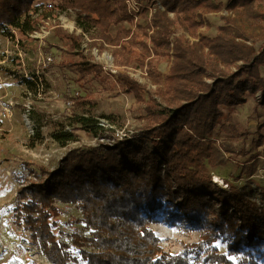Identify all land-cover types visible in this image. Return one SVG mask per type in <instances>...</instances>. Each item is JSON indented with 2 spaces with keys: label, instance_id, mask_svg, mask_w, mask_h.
<instances>
[{
  "label": "trees",
  "instance_id": "16d2710c",
  "mask_svg": "<svg viewBox=\"0 0 264 264\" xmlns=\"http://www.w3.org/2000/svg\"><path fill=\"white\" fill-rule=\"evenodd\" d=\"M126 1L0 0V35L22 47L52 12H74L81 33L60 27L51 32L62 44L58 68L72 74L80 88L93 81L103 84L113 75L94 61L91 50L109 49L116 84L143 111L142 140L122 138L70 150L51 170H29V178L16 189L14 226L50 264H259L264 259V206L234 188L221 190L209 169L224 165L223 153L232 152L216 143L217 128L230 141L244 136L225 124L229 118L223 109L241 106L257 92L264 97V5L258 0H227L226 5L220 0H154L164 10L149 16L153 0H142L148 4L135 22ZM224 7L231 14L222 16L216 33L200 32L209 27L205 17ZM122 24L127 27L117 28ZM85 34L89 44L83 48ZM40 48L49 53L59 46ZM160 60L169 62L165 73L158 70ZM127 68L146 73L155 88L131 77ZM16 80L27 92L40 91L36 74L31 80L17 74ZM85 92L80 96L77 91L69 101L76 130L55 135L62 144L72 141L77 130H101L93 118L96 105ZM100 117L115 124L113 116ZM256 133L251 148H264L262 128ZM58 204L73 205L81 214L87 234H72L76 253L58 237ZM159 221L195 229L198 240L184 243L178 254L164 251L151 228ZM218 242L225 243V253Z\"/></svg>",
  "mask_w": 264,
  "mask_h": 264
},
{
  "label": "rangeland",
  "instance_id": "374dc122",
  "mask_svg": "<svg viewBox=\"0 0 264 264\" xmlns=\"http://www.w3.org/2000/svg\"><path fill=\"white\" fill-rule=\"evenodd\" d=\"M220 1L224 5L227 3V0ZM258 3L264 5V0H258ZM230 14L224 7L218 14L207 15L205 18L209 27L200 29V32L213 36L216 28L222 24V16ZM48 17L54 19V22L44 40L30 38L25 47H22L17 41L0 35V264H50L30 243L28 235L15 227L12 221L16 189L24 178H29V170H34L36 166L51 170L70 150L85 149L99 143L111 144L122 138L142 140V122L139 119L143 114L142 106L135 105L133 96L125 93L116 84L117 70L115 67L114 73L109 70V59L112 57L110 50L100 52L93 48L91 54L94 61L102 64L113 76L105 75L103 84L93 81L85 89L78 87L72 74L58 68L64 58L62 44L50 37L54 27L78 35L80 32L75 27V13L70 10L54 11ZM122 27L127 25L122 24L117 28ZM116 30L114 28L112 32ZM50 43L59 48H51L49 53L40 48ZM86 44H89V39L84 37L83 48ZM49 55L52 61L47 64L44 58ZM168 63L167 60H160L158 70L165 73ZM127 70L131 77L147 84V88H155L149 83L146 73L132 68ZM17 74L26 78L32 77V74L39 76L42 84L40 91L37 94L28 91L27 96L25 88L16 80ZM261 75L264 78V66L261 68ZM77 91L80 96H84L85 91L89 92V97L96 105L93 118L99 120L101 130L95 133L77 130L72 141L62 144L54 136L76 130L73 126L74 120L70 119L74 109L69 101ZM27 106L31 110L32 119L38 125L33 136L25 126L24 112ZM223 111L229 118L225 124L235 128L239 134L247 135V138L244 139L243 136L237 141H230L225 131L217 128L213 132L216 143H224L232 152L223 153L224 165L209 169L212 182L221 190L234 188L237 192H244L259 206H264V148L261 146L252 149L250 145L257 138L258 126L264 133V97L261 92H257L245 104ZM76 114L81 112L77 111ZM102 114L113 116L115 124L109 125L100 117ZM146 144L151 147L150 143ZM241 149L246 150L244 154L239 153ZM215 177L220 182H215ZM58 207L61 211L57 217L61 232L58 237L76 253V248L71 245L72 234H87L80 221L81 214L73 205L58 204ZM151 228L160 239L163 250L172 254H178L184 243L195 242L199 237V232L195 229L184 230L183 225L180 227L163 221L152 224ZM217 246L221 253L226 252L225 243L218 242ZM259 264H264V259Z\"/></svg>",
  "mask_w": 264,
  "mask_h": 264
},
{
  "label": "built area",
  "instance_id": "2783aa9c",
  "mask_svg": "<svg viewBox=\"0 0 264 264\" xmlns=\"http://www.w3.org/2000/svg\"><path fill=\"white\" fill-rule=\"evenodd\" d=\"M126 4H127V7H128V11L133 14L134 21L136 22L139 19V15L138 14L140 12L141 7L147 5L148 3L145 4V3L142 2V0H127ZM148 9H149L150 13L155 11L156 9L164 10V8L161 6L160 2L159 1H154V0L151 3H149ZM52 22H54V19L51 20L49 18L45 19V21H42L41 25L39 26V31L38 32H34L33 34L29 35V38H32V39L33 38H38L41 41L43 38H45L49 34V30L52 27ZM50 24H51V26H50ZM78 31L81 33L80 29ZM85 37L88 40L87 36H85ZM111 58L109 59V64H111L109 66V68H110L109 70L112 73H114L115 71L113 69V67H114L113 59H111ZM51 61H52L51 55L45 56V58H44V62L45 63L49 64ZM27 79L31 80V77L27 78ZM41 87L42 86L40 84L39 90L41 89ZM28 95H29V93L27 92V96ZM30 111L31 110H30L29 106H27V108H26V110L24 112V120H25V126L27 128V131L29 132V134L31 136H33L34 135V131H37V126H36L34 120L32 119ZM78 127H80V126L78 125Z\"/></svg>",
  "mask_w": 264,
  "mask_h": 264
},
{
  "label": "bare ground",
  "instance_id": "6f19581e",
  "mask_svg": "<svg viewBox=\"0 0 264 264\" xmlns=\"http://www.w3.org/2000/svg\"><path fill=\"white\" fill-rule=\"evenodd\" d=\"M214 179H215V182L217 183L220 182V180L217 177H215Z\"/></svg>",
  "mask_w": 264,
  "mask_h": 264
}]
</instances>
